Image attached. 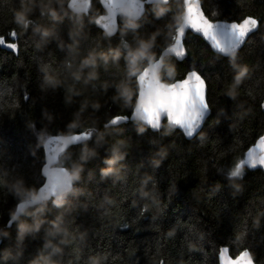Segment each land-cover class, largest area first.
I'll return each mask as SVG.
<instances>
[{"label":"trees","instance_id":"trees-1","mask_svg":"<svg viewBox=\"0 0 264 264\" xmlns=\"http://www.w3.org/2000/svg\"><path fill=\"white\" fill-rule=\"evenodd\" d=\"M69 2L0 0V42L18 48L0 46V264H219L224 246L264 264V172L240 161L264 137V0H201L213 21L258 19L236 55L188 33L185 59H165L161 81L195 70L207 84L211 113L192 140L166 123L105 128L132 114L137 76L174 43L184 0L120 17L111 38L99 0L87 15ZM85 132L59 160L72 191L8 227L45 181V141Z\"/></svg>","mask_w":264,"mask_h":264},{"label":"water","instance_id":"water-1","mask_svg":"<svg viewBox=\"0 0 264 264\" xmlns=\"http://www.w3.org/2000/svg\"><path fill=\"white\" fill-rule=\"evenodd\" d=\"M169 1L170 0H99L104 13L96 18L95 23L100 30H102L108 37L111 38L116 36L119 31L120 17L123 16L129 20L136 22L139 21L144 16L147 6L167 5ZM193 2L201 3V0H184V16L177 30L174 43L169 47H167L166 49H164L163 54L161 53V55L155 62H151L137 76L139 95L137 96L136 105L132 111V114L130 115L131 118L127 122H119L117 124H112L111 123V121L113 120L112 119L109 123L105 125V128L114 127L129 122H139L144 127L150 129L152 132H158L162 129L164 123H166L169 127L179 130L187 140L194 139L197 136V134L203 129V126L211 113L210 107L208 114L204 117V121L200 129L192 138L187 137L184 134V132L180 128L175 127L171 121L166 122V120H162L160 129L152 130L149 127L148 122L144 118L149 115L148 109L159 105L161 101H165L166 103H171L175 93L181 90L179 87H177L178 81L172 84H167L161 81L160 73L162 72L165 59L168 57L175 58L172 49L176 47V42L180 30L186 27L187 19L189 16L187 7L189 4ZM69 8L73 13L76 14L82 13L87 15L91 8V0H70ZM214 22H221L225 24L231 23L227 21H214ZM259 26L257 29H255L253 32L249 34V36L246 38L245 43L247 42L248 38L251 35H253L258 31ZM188 33L198 36L202 40H204L200 34L195 33L191 29H186L185 37L183 38V45ZM245 43L241 45L240 48L232 51L230 54L227 55L215 52V50L212 49L208 43L207 44L211 48L212 52L222 57L228 58L236 55L243 48ZM13 46L17 48L15 44H13ZM7 49L9 48L7 47ZM11 51L14 52L13 50ZM14 53H17V51H15ZM175 59L179 62H182L185 59V57L183 59H178V58ZM142 76L144 77L143 80L140 79V77ZM206 89H207V84H206ZM206 98H207V92H206ZM135 109H140V111L136 112L134 111ZM77 135H87V138L76 141L74 140V137H76ZM89 137H90V133L85 132V133L73 134L68 136H63V135L51 136L45 141L44 143L45 164L42 168V175L45 181L33 199L22 201L21 203L18 204L14 217L9 222L8 227H10L12 222L15 221L27 208L40 205L43 202L49 201L51 199H58L72 191L73 188L72 176L65 167L59 164L60 156L64 152H66L70 147L84 143ZM256 154L257 156L259 155V148H257ZM258 167H260L264 172V166H258ZM219 257L221 261H223L225 258V253L223 252L222 248L219 251ZM218 263H219V259H218Z\"/></svg>","mask_w":264,"mask_h":264},{"label":"snow or ice","instance_id":"snow-or-ice-1","mask_svg":"<svg viewBox=\"0 0 264 264\" xmlns=\"http://www.w3.org/2000/svg\"><path fill=\"white\" fill-rule=\"evenodd\" d=\"M187 11L189 16L186 27L180 30L176 47L172 49L174 57L178 59H183L186 55L183 45L186 29H191L200 34L215 52L227 55L240 48L249 34L259 26L258 19L250 16L245 17L242 21H233L230 24L214 22L213 19L205 15L200 2L189 4ZM9 36L14 39L15 33L10 32ZM0 46L8 47L14 52L18 51V48H15L12 43L0 42ZM161 53L163 54V50H161ZM140 79L143 80L144 77L142 76ZM177 87L181 90L175 93L171 103L161 101L159 105L148 109L149 115L144 118L152 130H159L162 120H166V122L171 121L187 137L192 138L200 129L204 117L209 111V103L206 98V82L197 71L193 70L187 74L186 78L177 82ZM261 107L264 108V105H261ZM134 111L139 112L140 109ZM130 118L117 116L113 118L111 123L127 122ZM86 138L87 135H77L74 140L79 141ZM257 148H259L258 156L256 154ZM246 156L247 159L240 160L242 166H248L252 169L264 166V137L259 138L258 144L250 149ZM239 170L237 168L233 175L239 173ZM222 249L225 258L221 261L218 254L219 264H257V261L253 259L248 250H244L239 256L233 257L229 254L230 250L227 246L222 247Z\"/></svg>","mask_w":264,"mask_h":264},{"label":"clouds","instance_id":"clouds-1","mask_svg":"<svg viewBox=\"0 0 264 264\" xmlns=\"http://www.w3.org/2000/svg\"><path fill=\"white\" fill-rule=\"evenodd\" d=\"M53 14H55V13H53ZM22 19H24L25 26H27V23H28L27 19L26 18H22ZM241 75H242V73H241ZM239 82H240V76H237L236 83L239 84ZM109 162L111 163V161H109ZM54 250L59 251V249H54Z\"/></svg>","mask_w":264,"mask_h":264},{"label":"rangeland","instance_id":"rangeland-1","mask_svg":"<svg viewBox=\"0 0 264 264\" xmlns=\"http://www.w3.org/2000/svg\"><path fill=\"white\" fill-rule=\"evenodd\" d=\"M244 159H247V156H246ZM241 166H242V165H241Z\"/></svg>","mask_w":264,"mask_h":264}]
</instances>
